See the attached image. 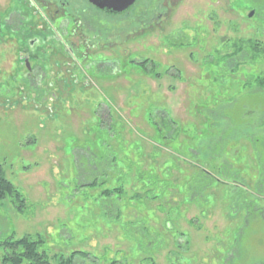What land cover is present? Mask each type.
Instances as JSON below:
<instances>
[{
  "label": "rangeland",
  "instance_id": "1",
  "mask_svg": "<svg viewBox=\"0 0 264 264\" xmlns=\"http://www.w3.org/2000/svg\"><path fill=\"white\" fill-rule=\"evenodd\" d=\"M95 21L91 26L98 29ZM105 30L106 39L87 43L88 48L74 39L76 56L87 48L85 62H75V78L85 74L89 83L84 90L60 89L43 102L38 96L37 105L30 96L20 101L0 92V166L24 200H0V242L38 240L39 252L51 260L88 254L74 264H264V151L240 153L235 142L232 155L227 145L226 184L214 182L197 197L187 185L197 176L187 163L191 139L177 132L187 122L197 123L193 103L212 98L210 82L218 104L233 98L225 114L233 120L245 114L251 126L259 124L264 91H237L249 73L264 71L262 57L257 65H241L247 43L259 44L264 56V0H138L129 13L108 20ZM11 47L0 46V72L13 70ZM237 48L243 49L237 62L245 67L237 80L229 71L217 82L208 80L210 68L203 67L202 58ZM145 61L155 65L154 71L149 64L142 68ZM220 84L227 96L220 94ZM147 110L160 129L166 118L162 110L180 125L163 131L169 141L157 137ZM106 145L117 161L123 157L119 149L127 146L132 161L167 182L148 192L130 177L121 197L106 199L102 192L116 186L113 176L123 172L105 162ZM246 146L251 150V143ZM236 156L245 158L234 161ZM212 173L223 181L220 169ZM94 178L106 184L84 187ZM234 180L238 184H231ZM9 252L0 247V264Z\"/></svg>",
  "mask_w": 264,
  "mask_h": 264
},
{
  "label": "trees",
  "instance_id": "2",
  "mask_svg": "<svg viewBox=\"0 0 264 264\" xmlns=\"http://www.w3.org/2000/svg\"><path fill=\"white\" fill-rule=\"evenodd\" d=\"M247 44L249 45L248 53H246L244 58H242L243 62L240 63L241 65L243 64L248 66H253V64L257 65L260 59L264 58V56L259 55L262 53L260 45L252 42ZM228 47L230 48L231 46L228 45ZM233 48H235V45L233 46ZM242 51L243 49L237 48L235 52L227 53L226 55L222 56L219 55L217 51H214L213 53L209 54L210 56H205L204 58H202L203 67H205V65H208V67L210 68L209 76L207 75L208 80H211L212 82H217L218 80L224 78V73H226L227 71H229L228 75L231 74L229 77L231 78V80H237V76L239 74L238 71L245 69V67L240 66V64L237 62V60H239L238 55ZM148 64L150 66V70L154 71L153 67L155 65H150L152 64L150 61H145V63H142V68L145 70ZM230 64L233 65L231 66V68L228 69ZM214 66H216V68H219L221 74L216 73ZM161 76L159 74L155 75L156 78H160ZM211 84L212 83L210 82V86L207 90L211 91L212 98H209L207 95L198 103H193L191 115L197 121V123L187 122L184 130H182L183 128L178 125L175 121L167 119L168 112L164 110H162L161 112L165 114L166 118L164 116L162 117V129H160L158 128L157 123H155L154 117H152L151 115V111H146V118L149 120L148 122H150L151 125L154 127L155 134L162 142H166L167 139L168 141L170 140L168 137L163 136V131L167 133V131L172 130L175 125H177L178 127L180 126L179 131H177L179 132V136L182 135L186 140L191 139V142H189L190 147L187 150V159L189 161L186 162L190 167L196 170L197 176H191L187 185L192 187V191L196 194L197 197H200L201 194L204 193V191L208 187L214 185V182L219 184H226L225 181H227L230 176L227 171L231 166L229 161H227L226 157L224 156V150L227 145L229 146L231 144L229 147L232 148V155L236 153L237 149L233 148V143L235 142L240 143V153L242 149L249 150V152L251 153L250 155H253V152L258 153V151H264V112L259 118L258 125L251 126L252 123L250 122L249 118L246 117L247 115L245 114L240 116L239 119L233 120L234 117H230L228 113L225 114V112L227 111V109L225 110V105H228L233 100V98H230L229 101L228 98H226L225 102H223V105L218 104V92L212 90L213 87L211 86ZM222 85L223 84H220V94H224V96H227L226 93L228 90L226 91V87H222ZM248 88L251 89L250 94L258 90L264 91V71L261 70L256 73H249V75L245 79V82H243L241 88L237 92L243 91L244 89L246 90ZM242 112L244 113V109H242ZM236 122L238 124H236ZM187 128H190L191 135H189L190 133H187ZM139 139L140 140H138V142H145V139ZM151 142H153L154 144H159L155 140ZM248 143H251V150L249 146L248 148H246V144ZM164 146L165 145L163 144L160 147L163 148ZM96 149L102 151L101 148L99 149L97 147ZM137 149L140 150V147H138ZM104 151L106 155L105 162H107L108 164L110 163V165H112L116 170H118L120 167V170L123 169L122 173H116L115 176H113V179L115 180L117 185L109 188L107 187L102 192V195L106 199H111V197L116 195L121 197L124 193L123 186L125 184V180H128V178L130 177L136 182L137 185L140 186V188H147L148 192L150 189H153L159 183L167 182V180H159L158 177H156L154 175V172H152L151 170H143L140 167V163L138 161H132L131 158L128 157L130 151H127V146L125 145L122 147L121 150L119 149V151L123 153V157L121 160L118 161L116 158V154L114 153V151H112L109 145L105 146ZM198 156L208 157L205 158L206 160L204 159L203 161L202 159L200 161V158ZM102 157L100 158L101 160ZM244 158L245 157L242 158L241 156H236L233 158V160L238 161ZM218 160H221L222 163H218L216 166L214 162ZM223 162L228 165L226 166L225 164H223ZM121 164H124V166H121ZM217 168L220 169L221 175L219 176L223 177V181L221 182L220 178L216 174L213 175L212 173L213 171H215L216 173ZM102 173L103 177L106 178V173ZM91 174H93V172ZM232 183L238 184L235 180L231 181V184ZM105 184V181L98 182L94 178L92 179L91 183L84 185V187L89 186L90 188H95L97 186H103ZM200 187H202V190L200 189ZM148 192H145L144 194L146 195V193ZM258 193H260V191H258ZM6 197H10L14 201L24 203L21 194L17 191V189L13 186L11 182L4 178L0 166V200H3ZM195 199L197 200L196 197ZM39 244L40 242L38 240H34L29 237L22 238L15 242H0L1 248L10 250L9 254L3 256L2 264H74L75 258L77 257L88 258V254L86 253L73 252L68 257L58 255L53 257V260H51L50 257L47 256L44 252H39ZM148 263L155 264L151 260ZM112 264L117 263L114 260Z\"/></svg>",
  "mask_w": 264,
  "mask_h": 264
},
{
  "label": "flooded vegetation",
  "instance_id": "3",
  "mask_svg": "<svg viewBox=\"0 0 264 264\" xmlns=\"http://www.w3.org/2000/svg\"><path fill=\"white\" fill-rule=\"evenodd\" d=\"M137 1L127 10L112 14L89 0H0V46H13L8 50L13 56V70L0 72V92L17 95L20 101L30 96L34 105L38 96L43 102L62 90H84L89 83L85 74L75 78L79 72L75 62H85L87 43L106 39L103 35L108 20L129 13ZM92 21L99 23L98 29L91 26ZM74 39L87 45L78 56ZM47 75L52 79L48 83ZM60 82L62 88L58 87Z\"/></svg>",
  "mask_w": 264,
  "mask_h": 264
},
{
  "label": "water",
  "instance_id": "4",
  "mask_svg": "<svg viewBox=\"0 0 264 264\" xmlns=\"http://www.w3.org/2000/svg\"><path fill=\"white\" fill-rule=\"evenodd\" d=\"M95 7L112 14L121 13L131 7L136 0H89ZM251 16V14H250Z\"/></svg>",
  "mask_w": 264,
  "mask_h": 264
}]
</instances>
